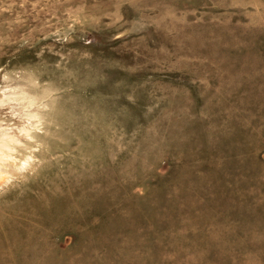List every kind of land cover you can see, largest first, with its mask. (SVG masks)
Listing matches in <instances>:
<instances>
[{"label":"rangeland","instance_id":"obj_1","mask_svg":"<svg viewBox=\"0 0 264 264\" xmlns=\"http://www.w3.org/2000/svg\"><path fill=\"white\" fill-rule=\"evenodd\" d=\"M0 264H264V0H0Z\"/></svg>","mask_w":264,"mask_h":264}]
</instances>
